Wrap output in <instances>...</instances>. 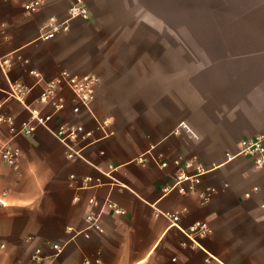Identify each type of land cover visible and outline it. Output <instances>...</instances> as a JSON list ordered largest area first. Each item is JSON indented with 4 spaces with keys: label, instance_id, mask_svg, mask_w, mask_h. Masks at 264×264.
<instances>
[{
    "label": "crops",
    "instance_id": "1",
    "mask_svg": "<svg viewBox=\"0 0 264 264\" xmlns=\"http://www.w3.org/2000/svg\"><path fill=\"white\" fill-rule=\"evenodd\" d=\"M27 1L0 0V112L17 124L29 118L6 92L20 82L26 104L52 114L50 128H79L71 144L80 155L68 157L42 125L13 139L17 168L0 159V264H208L203 249L224 264H264V165L237 154L242 139L264 134V0L205 1L201 53L185 55L177 40L166 48L147 40L146 24L126 34L113 17L104 21L121 11L116 0H40L35 11ZM76 1L88 18L69 15ZM50 18L61 28L44 39ZM63 70L98 78L89 106L65 85L56 91L63 109L39 103ZM191 159L209 169L195 192H164L194 171ZM165 212H178L182 228L206 222L211 232L194 245Z\"/></svg>",
    "mask_w": 264,
    "mask_h": 264
},
{
    "label": "built area",
    "instance_id": "2",
    "mask_svg": "<svg viewBox=\"0 0 264 264\" xmlns=\"http://www.w3.org/2000/svg\"><path fill=\"white\" fill-rule=\"evenodd\" d=\"M40 4V0H30L25 2L24 7L28 11H35L40 7ZM69 15L71 17H81L86 19L89 17V10L80 1H76L69 7ZM60 28L61 24L56 23L54 18H50L46 25V30L42 33V38L50 39L54 37V34ZM97 82L98 78L93 74L77 76L63 70L57 77L45 84L38 97V101L41 104L51 105L53 111H60L64 108V100L56 94V91L60 86L65 85L72 90L80 103L84 106H89L95 98V86ZM6 92L9 97L24 104L29 112V118L18 124L13 115L0 112V159L6 165L12 168H17L18 166L20 148L13 143V139L18 134L33 133L38 125L48 128L67 147L68 157L80 155V151L75 149L71 144V142L76 140L79 136L80 130L78 127L61 124L57 129L50 128L49 121L52 119V114H43L39 110L28 106L25 102L27 89L20 82H11ZM5 127L9 130L8 138H4L3 135ZM89 134L90 133L87 132L85 135ZM237 154L250 157L256 165H264V134H257L251 138L242 139L239 142V150ZM233 157L234 154L227 153L226 160L229 161ZM144 161V156L138 158V162L142 163ZM176 162H178V160ZM167 164L166 160L160 162L161 166H167ZM185 167H192L194 171L190 174L185 172L177 174L175 181L171 185L163 187L164 192L170 190H177L181 193L195 192V186L200 182V177L209 170L205 165L194 159L186 160ZM71 177L73 179L75 176L72 175ZM91 180L92 178L90 176H84L81 178L82 183L86 185L90 184ZM95 181L99 183L100 179L96 178ZM198 196L204 201H208L210 193L199 192ZM89 201L93 202V198H90ZM107 207L116 214L123 213V210L113 202H108ZM164 214L170 218L173 224L178 226L184 232L194 245H200L199 238L205 237L211 232V229L206 222H197L187 228H182L178 225V212H165ZM86 219L90 222L92 227L100 232L103 231L92 213L87 214ZM2 246L3 244H0V247ZM53 247L57 252L61 250L58 243L53 244ZM203 250L205 252V261L208 264H224L217 256L205 249ZM34 259L38 260L39 257L35 255ZM85 263H89V260H86Z\"/></svg>",
    "mask_w": 264,
    "mask_h": 264
},
{
    "label": "rangeland",
    "instance_id": "3",
    "mask_svg": "<svg viewBox=\"0 0 264 264\" xmlns=\"http://www.w3.org/2000/svg\"><path fill=\"white\" fill-rule=\"evenodd\" d=\"M121 11L115 15L104 14L101 18L106 21L109 16L119 24L116 30L123 33H135L136 24H146L144 32L147 40L161 39L165 45H170L171 39L179 44V55L199 54L202 48L195 46V42L204 36L197 25L207 22L209 16L197 14L205 1L209 0H116ZM105 0H93L95 7L105 6ZM155 24L162 25L155 30ZM142 26V25H140ZM170 49V46H167Z\"/></svg>",
    "mask_w": 264,
    "mask_h": 264
}]
</instances>
